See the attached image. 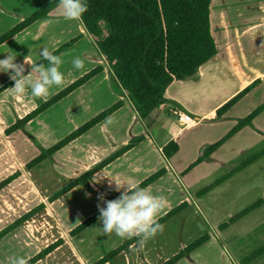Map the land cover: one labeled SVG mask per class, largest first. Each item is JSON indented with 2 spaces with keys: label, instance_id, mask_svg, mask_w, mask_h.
I'll list each match as a JSON object with an SVG mask.
<instances>
[{
  "label": "rangeland",
  "instance_id": "rangeland-1",
  "mask_svg": "<svg viewBox=\"0 0 264 264\" xmlns=\"http://www.w3.org/2000/svg\"><path fill=\"white\" fill-rule=\"evenodd\" d=\"M49 1L0 0V35ZM43 26L44 23L38 24L0 48V87L19 75L18 80L0 92V185L5 182L0 186V231L24 214L32 213L11 231L14 241L5 237L6 248L0 251V264H17L19 260L23 263L26 256L52 244L56 245L55 248L37 264H162L200 236L208 239L176 264H264V254L243 262L264 244V203L234 223H228L230 217L264 197V154L242 169L231 172L264 148V134L253 139L246 136L247 132H253L251 125L244 126L247 129L243 132L244 137L239 134L233 140L231 138L242 127L228 138L229 142L225 143V140L206 159L185 171L203 148L217 141L213 138L221 134L218 137L221 139L229 129L228 126L224 129L210 127L209 122L203 121L197 131L187 132L184 136V148L174 158H181V163L178 166L172 161L163 163L156 153L152 160L157 165L155 171L164 168V164L168 171L127 200L111 204L108 198L76 189L51 200L58 190L88 169L91 163L87 156L92 150L89 143L106 141L111 128L107 123L96 126L80 136L77 143L68 144L28 167L27 164L39 153L109 104L104 89L99 87L100 91H91L83 97L65 98L18 130L5 132L55 94V90H60L62 81L65 79L63 83L66 82L70 76L69 71L64 78L57 72L43 78L42 73L31 69L32 64L25 60H40L41 54L51 53L55 44L64 40L65 26L51 25L44 32ZM58 54L55 52L53 59L56 60ZM65 61L76 67L71 74L84 68L77 58L68 57ZM25 70L26 73L21 74ZM172 106L158 107L145 119L153 125L144 134L154 140L155 146L166 136L162 129L164 122L178 123L170 113ZM128 108L126 106L120 114L125 115L126 121L133 116ZM134 118L140 123L137 116ZM204 139L209 143L198 151L196 146ZM126 140L129 143L131 138L126 137ZM154 169L150 168L151 171ZM97 180L108 188H103L107 191L124 194L128 189L120 183L110 181L107 184ZM219 180L221 182L203 192L205 187ZM180 203L182 206L178 212L139 234ZM89 218L91 221L83 230L74 232L79 223ZM225 223L227 226L220 228ZM135 235H140L136 242L127 244L126 241ZM21 239L28 246L27 250ZM119 246L122 247L119 253L108 262L99 263ZM5 257L7 261H4Z\"/></svg>",
  "mask_w": 264,
  "mask_h": 264
},
{
  "label": "trees",
  "instance_id": "trees-1",
  "mask_svg": "<svg viewBox=\"0 0 264 264\" xmlns=\"http://www.w3.org/2000/svg\"><path fill=\"white\" fill-rule=\"evenodd\" d=\"M69 2L87 33L94 37L98 51L106 60L111 76L115 80L117 86L126 92L134 110L142 119L148 117L152 111L161 106L173 105L180 108L164 97L166 87L172 81L185 80L196 76L199 66L210 60L216 54V48L209 32L208 15L210 0H69ZM60 3L61 0H51L34 10L28 16L22 18L17 24L0 35V45L37 20L45 18L52 10L58 7ZM74 41L75 38L60 45L51 53L34 62L30 68L44 74L55 60L53 59V54L70 47ZM99 70V67L93 68L58 90L40 105L25 114L17 122L13 123L5 132L8 134L18 130L21 126L33 120L40 113L83 85L97 74ZM25 73L26 70L21 74ZM18 78L19 75L7 81L0 87V92L13 84ZM242 94L243 92L238 93L217 108L214 119H220L221 115L226 112ZM120 105V102H116L97 113L64 138L48 147L45 151L39 153V155L34 157L27 164L28 167L38 164L74 139L83 135L89 129L107 118ZM263 106L256 108L247 116L237 119L235 125L226 135L214 143L209 144L205 149L203 148L199 157L191 163L185 171L192 169L197 163L202 161L203 158L206 159L212 151L216 150L222 142L227 140L240 128L252 126V119L262 110ZM138 139L139 137L135 139L131 138V141L127 143V145L69 181L52 196L51 200L57 199L72 188L79 186L88 193L108 198L111 204H116L122 200L129 199L133 194L152 184L165 173V169L161 168L155 171L124 194L104 190L98 187L92 179L95 172L101 170L106 164L122 154V152L131 148ZM177 150V144L174 141H169L162 147V154L164 157L170 158ZM263 154L264 148L259 153L243 161L231 172L242 169ZM225 177L226 176H224V178ZM222 179L223 178L220 180ZM220 180L205 187L203 192L210 190L215 184L221 182ZM3 184H5V182L1 183L0 186ZM263 203L264 197L246 207L235 216L230 217L228 223H234ZM181 206V203L178 204L139 234L142 235L149 229L161 224L167 218L178 212ZM31 214L32 213L24 214L1 230L0 238L14 230L23 221L29 218ZM90 218L79 223L75 227L74 232L83 230L91 221ZM224 226H227V223L220 225V228ZM140 235L129 238L126 241L127 244L136 242ZM207 239L208 238L205 236L198 237L162 264H176L179 260L198 249ZM55 246V244H52L46 247L22 264H33L52 251ZM121 250L122 247H116L108 252L99 263L108 262ZM262 254H264V244L251 252L243 262L251 261Z\"/></svg>",
  "mask_w": 264,
  "mask_h": 264
},
{
  "label": "crops",
  "instance_id": "crops-1",
  "mask_svg": "<svg viewBox=\"0 0 264 264\" xmlns=\"http://www.w3.org/2000/svg\"><path fill=\"white\" fill-rule=\"evenodd\" d=\"M208 20L209 32L216 48V54L199 66L196 76L185 80L172 81L164 91L166 99L178 105L194 118L199 119V122L192 127H183L180 123L171 124L165 121L162 129L165 131L166 136L157 146L154 145L153 139L144 134L153 125L151 124L152 122H147L145 120L147 117L142 119L137 115L126 92L117 86L111 76L106 60L98 51L94 37L87 33L69 0H61L60 5L45 18L37 20L9 40L17 38L20 34L35 28L40 23L45 24L42 27L44 28L43 32L51 25L65 26L63 29H65L66 36L63 41L55 44L54 49L73 38H75V41L70 47L60 51L50 68L44 74H41L45 78L48 74L57 72L64 78V75H68L70 71V76L67 77L66 82L63 83L65 79L62 81L60 89L91 69L99 67L100 70L97 74L61 100L72 96L83 97L91 91L104 89L102 91L105 92L108 98L107 101H109L107 107L116 102L121 103L107 118L94 126H101L107 123L111 129L107 133L106 141L100 140L97 144L89 143L92 150L87 156V161L91 163L88 167L89 169L127 145L126 137L134 139L139 137L131 148L122 152V154L92 176L94 183L96 182L95 184L102 189L108 188L97 183V179L107 184L110 181L120 183V186H127L126 188L131 189L155 172L156 169L154 167L157 165L152 160L156 153L163 163L170 164L172 161L173 163L176 162L178 166L181 163V158L176 160L174 158L178 156L180 149L185 145L184 136L187 135V132L197 131L198 127L203 125V121L209 122L210 127L221 126L224 129L228 126L229 129L227 131V128L225 130L222 129L227 133L235 125L237 119L247 116L256 108L264 105V0H210ZM9 40L1 44L0 48L6 45ZM42 55H47V53L41 54V57H43ZM68 57L70 59H79L83 63L84 68L80 72L71 74L76 67L70 66L67 61L63 62ZM25 60L28 61V64H33L34 62L28 60V58H25ZM56 61L57 63L55 64ZM53 65L56 66L54 67ZM28 75L35 76L32 74ZM42 87L43 83L40 84V88ZM99 87H101L100 90H98ZM241 92H243L242 96L221 115V118L214 119L216 109ZM126 106L133 112L130 121H126L125 115H120ZM136 116L140 119V123L136 122L137 118H134ZM263 120L264 106L251 121L254 128H251L253 132H247L246 136L250 135L252 139L262 136L264 134ZM117 123H120V125L117 126ZM94 127L89 129V131ZM117 130H120V132H117ZM245 130L247 129L243 127L231 137L232 140L239 134L244 137L245 134L243 132ZM220 136L221 134L212 140H218ZM79 137L68 144L77 143ZM169 141H174L178 146V150L170 158H166L162 154V147ZM208 141L204 139L203 142L197 144L198 151L202 146L207 145ZM227 142H229L228 139L225 143ZM151 167L154 170L151 171ZM163 169L168 171L167 165L165 166L164 164ZM143 174H145L144 177L140 178ZM74 189L83 190L78 186L68 192L70 193ZM128 189L124 190V192H127ZM11 235V232H8L0 238V251L3 249L5 251L6 236H9L10 242L14 241ZM22 243H24L23 245L27 250L28 246L24 240ZM7 245L10 246V243H7ZM38 252L26 256V258L29 259ZM4 261H7V257L4 258ZM22 261L19 260L17 264L22 263ZM40 262L41 259L33 264Z\"/></svg>",
  "mask_w": 264,
  "mask_h": 264
},
{
  "label": "built area",
  "instance_id": "built-area-1",
  "mask_svg": "<svg viewBox=\"0 0 264 264\" xmlns=\"http://www.w3.org/2000/svg\"><path fill=\"white\" fill-rule=\"evenodd\" d=\"M170 113L183 127H192L199 122V119L194 118L192 115L176 106H172V108L170 109Z\"/></svg>",
  "mask_w": 264,
  "mask_h": 264
}]
</instances>
